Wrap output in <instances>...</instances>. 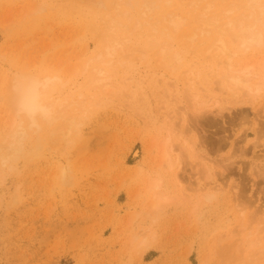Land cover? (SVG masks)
<instances>
[{"label":"rangeland","instance_id":"obj_1","mask_svg":"<svg viewBox=\"0 0 264 264\" xmlns=\"http://www.w3.org/2000/svg\"><path fill=\"white\" fill-rule=\"evenodd\" d=\"M249 2L0 0V264H264V88H227L217 33L197 23ZM257 25L260 45L227 40L253 82ZM106 35L123 44L112 52ZM29 74L53 78L51 122L9 104ZM21 119L23 153L6 160Z\"/></svg>","mask_w":264,"mask_h":264},{"label":"bare ground","instance_id":"obj_2","mask_svg":"<svg viewBox=\"0 0 264 264\" xmlns=\"http://www.w3.org/2000/svg\"><path fill=\"white\" fill-rule=\"evenodd\" d=\"M250 11L248 14H241L238 18L232 16V11L235 8H230L227 10V14L223 17L224 20H220V18L216 16H209L208 14H202V16L198 15L197 23L198 31L201 34L210 33L215 31L217 33L216 40L220 41L219 45L216 48L217 56H220L227 64L228 72L224 73L223 77L228 82L227 88L230 90L236 89H248L250 92H255V94H259L264 88V76L260 78L259 81H252V73H253V65L249 64L244 66L241 69L232 70L231 58L236 53L234 51H229V46L227 44V40L234 39L237 43L242 47L243 51H247L251 45H260L263 41V32L262 28L259 27L258 22L264 23L262 20L261 14L264 12V6L262 5V0H250ZM260 10V15H256V10ZM104 21V24L108 23L110 19L103 17V15H98ZM255 16V17H253ZM171 22L175 25L177 29L181 25L180 21L177 17H172ZM117 26V25H116ZM176 29V30H177ZM109 31L113 30V27L108 29ZM196 34V33H194ZM193 37V35H192ZM108 44L107 46L113 51L123 44L122 39H118L115 36L106 35ZM195 43L196 40L194 39ZM197 45V43H195ZM165 47H162L159 51V55L164 58ZM214 55V54H213ZM174 56L178 61H181L183 55L181 52L177 51L174 53ZM217 66V63H215ZM214 64V65H215ZM224 64V63H223ZM219 65V63H218ZM218 69V68H217ZM232 70V72H230ZM230 72V73H229ZM21 78V77H20ZM52 77H44L40 78L39 76L33 74L23 77L21 80L18 78H14L11 82V86L9 89V104L12 110L15 113V116H25L26 119L34 123L37 121L39 116L45 117L49 122H51V116L47 113L48 110V100L46 99L47 89L50 87V82H52ZM253 83H252V82ZM52 84V83H51ZM236 87V88H235ZM24 119L19 121H14L11 125V129L8 133V137L10 141L5 146L7 149L4 152L3 156L6 157V160H10L13 157L19 156V154L24 149V138L26 137V128L24 125ZM61 134L60 139L65 137L68 132H66L67 127L64 129V126L60 128ZM60 132V131H59ZM59 135V134H58ZM7 137V138H8ZM62 137V138H61ZM23 153V152H22ZM13 160V159H12ZM163 160L167 163L168 167L173 166V162L170 160L169 155L164 152ZM210 160L206 158H200V162L197 164L199 167H208V163ZM159 184H155L158 186ZM152 205L154 207L159 206V201H153ZM250 234V233H249ZM252 235V234H251ZM258 235V234H257ZM256 235V236H257ZM249 239V238H248ZM260 241L259 238L256 240H251L249 245H255ZM146 242H144L145 244ZM146 245V244H145ZM264 252V251H263ZM255 255L257 253L253 252ZM264 255V253L262 254ZM252 257V254H250ZM254 258V256H253ZM257 256L253 259L258 263ZM253 261V263H254ZM254 263V264H257Z\"/></svg>","mask_w":264,"mask_h":264}]
</instances>
